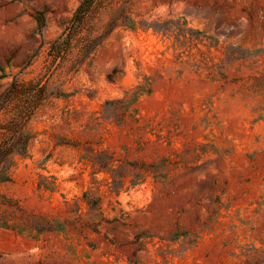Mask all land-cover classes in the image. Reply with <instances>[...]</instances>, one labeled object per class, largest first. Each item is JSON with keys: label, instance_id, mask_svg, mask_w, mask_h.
Instances as JSON below:
<instances>
[{"label": "rangeland", "instance_id": "rangeland-1", "mask_svg": "<svg viewBox=\"0 0 264 264\" xmlns=\"http://www.w3.org/2000/svg\"><path fill=\"white\" fill-rule=\"evenodd\" d=\"M81 1L0 0V264H264V0Z\"/></svg>", "mask_w": 264, "mask_h": 264}, {"label": "trees", "instance_id": "trees-1", "mask_svg": "<svg viewBox=\"0 0 264 264\" xmlns=\"http://www.w3.org/2000/svg\"><path fill=\"white\" fill-rule=\"evenodd\" d=\"M93 0H82L79 4V6L77 7V11L76 14H79L81 12H85L87 11V9L89 8L90 4L92 3ZM75 14V16H76ZM13 93L12 92H8V97H10ZM2 105L0 103V109H1Z\"/></svg>", "mask_w": 264, "mask_h": 264}]
</instances>
